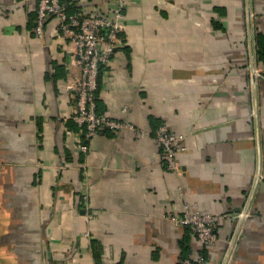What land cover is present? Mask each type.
<instances>
[{
  "label": "crops",
  "instance_id": "0c3cea01",
  "mask_svg": "<svg viewBox=\"0 0 264 264\" xmlns=\"http://www.w3.org/2000/svg\"><path fill=\"white\" fill-rule=\"evenodd\" d=\"M110 13L115 0H63ZM85 157L66 85L80 75L36 0H0V264H264V0H124ZM127 113H121L122 108ZM181 137L168 171L155 131ZM143 132L145 134H141ZM147 134V135H146ZM218 216L204 250L167 216Z\"/></svg>",
  "mask_w": 264,
  "mask_h": 264
},
{
  "label": "built area",
  "instance_id": "2783aa9c",
  "mask_svg": "<svg viewBox=\"0 0 264 264\" xmlns=\"http://www.w3.org/2000/svg\"><path fill=\"white\" fill-rule=\"evenodd\" d=\"M124 0H115V6L110 13L77 12L68 14L63 0H36L35 32L41 35L48 20L54 19L57 27L54 34L63 42L72 46L75 62L80 68V75L66 85V90L74 98L70 120L76 125L78 141L76 153L83 157L89 151V141L101 130L119 132L135 131L134 125L124 119H114L96 110L98 78L103 67L108 66L117 46L123 45L119 34L123 26ZM121 113L126 114L127 108ZM141 134H145L140 132ZM147 135V134H146ZM163 160L168 171L180 173L177 155L185 148L181 145V137L175 135L165 125L161 124L155 131ZM176 226L187 227L204 250H212L218 239V216L202 214L197 208L191 210L184 206L180 215L167 216ZM181 264H207L203 254L195 259H184Z\"/></svg>",
  "mask_w": 264,
  "mask_h": 264
},
{
  "label": "trees",
  "instance_id": "16d2710c",
  "mask_svg": "<svg viewBox=\"0 0 264 264\" xmlns=\"http://www.w3.org/2000/svg\"><path fill=\"white\" fill-rule=\"evenodd\" d=\"M263 50H264V49H262L261 47H259V51H260V52H263ZM98 81H99V78H98ZM203 256H204V258L206 257V256H205V253H203ZM184 259H187V257L184 256V257L182 258V260H184ZM182 260H181V261H182ZM180 264H181V263H180Z\"/></svg>",
  "mask_w": 264,
  "mask_h": 264
}]
</instances>
